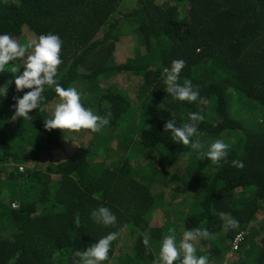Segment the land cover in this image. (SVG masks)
Segmentation results:
<instances>
[{"label":"trees","instance_id":"1","mask_svg":"<svg viewBox=\"0 0 264 264\" xmlns=\"http://www.w3.org/2000/svg\"><path fill=\"white\" fill-rule=\"evenodd\" d=\"M26 28L62 38L57 83L77 88L109 124L98 133L46 129L60 102L48 86L42 106L16 118L14 98L31 89L17 91L10 71L22 72L24 58L0 72V264H73L76 250L109 232L118 238L102 264H159L171 230L179 241L197 227L211 234L194 242L209 264L221 249L227 264H264V0H0V33L23 45ZM122 28L140 46L119 63ZM176 59L197 101L166 93L164 69ZM189 112L204 117L192 138L204 151L217 138L230 145L219 165L165 131ZM100 206L115 225L90 219ZM222 214L239 227L227 229Z\"/></svg>","mask_w":264,"mask_h":264},{"label":"clouds","instance_id":"2","mask_svg":"<svg viewBox=\"0 0 264 264\" xmlns=\"http://www.w3.org/2000/svg\"><path fill=\"white\" fill-rule=\"evenodd\" d=\"M63 47L62 38L53 32L40 34L30 42L20 44L9 33H0V72L10 62L18 58H24L23 71L21 67L13 66L10 73L13 74V81L17 91L31 89L23 94L22 97L14 98L16 103L12 105L15 109L14 117H27L29 113L42 106L46 99L43 95L45 86L54 87L55 93L60 98V102L55 105L51 117L44 122L48 130H81L88 129L93 133L100 132L109 124L108 116L96 114L92 109L86 108L81 103V93L75 87H63L57 83L58 66L63 63L61 50ZM31 49L26 56V52ZM186 67V61L176 59L171 62L170 68L164 69L163 83L166 85L165 91L174 100L197 101L199 97V87L194 86L188 79L180 82V74ZM7 93V88L0 86V100ZM202 114L189 112L188 122L176 126L173 118L165 124V131L171 130V136L183 145H190L198 158L209 159L213 164L219 165L229 154L230 145L223 139L217 138L211 141L207 150H203L199 138H192L197 134L199 124L203 121ZM232 165L236 168H243L242 160H233ZM21 171L24 167H20ZM90 219L102 226L115 225L116 215L110 208L100 206L92 209ZM227 229L239 227V221L229 214H222ZM172 234L166 235L160 243L159 264H209L208 255H197V246L194 242L210 237L207 228L197 227L183 231L179 241L174 230ZM118 238V232H109L99 238L86 250H76L73 254V264H102L109 259L111 243ZM150 237L145 235L142 243L148 246ZM78 258V259H77Z\"/></svg>","mask_w":264,"mask_h":264},{"label":"rangeland","instance_id":"3","mask_svg":"<svg viewBox=\"0 0 264 264\" xmlns=\"http://www.w3.org/2000/svg\"><path fill=\"white\" fill-rule=\"evenodd\" d=\"M123 28L120 29V31H119L120 39L117 41L116 47H115V57H116L117 62H119V63L126 61V59L128 57H132L135 53L136 47L140 46V41H139V39L137 40V35L132 32V28H129L127 30V32H125L122 35ZM23 35L26 36V37H24L26 40L25 43L30 42L31 40H33L34 38L39 36L37 33H35L33 30H31L29 28H26L23 31ZM133 47H134V49H133ZM184 161H186V160H184ZM243 193H244V191H243ZM263 214H264V212H262L260 214V216H262ZM182 217L184 218V215ZM215 257H216L217 261L219 262V264H226L222 261L223 258H220L221 254L217 253ZM214 263H216V262H214Z\"/></svg>","mask_w":264,"mask_h":264},{"label":"crops","instance_id":"4","mask_svg":"<svg viewBox=\"0 0 264 264\" xmlns=\"http://www.w3.org/2000/svg\"><path fill=\"white\" fill-rule=\"evenodd\" d=\"M217 253L221 254L220 258L224 257L223 260H222L224 263H226V264L229 263L228 260H227L228 259L227 253L225 254V251L223 249L219 250Z\"/></svg>","mask_w":264,"mask_h":264},{"label":"built area","instance_id":"5","mask_svg":"<svg viewBox=\"0 0 264 264\" xmlns=\"http://www.w3.org/2000/svg\"><path fill=\"white\" fill-rule=\"evenodd\" d=\"M243 239V234H242V236L239 238H237L236 239V241L234 242V246H233V249H238V247H239V244H240V242H241V240Z\"/></svg>","mask_w":264,"mask_h":264}]
</instances>
